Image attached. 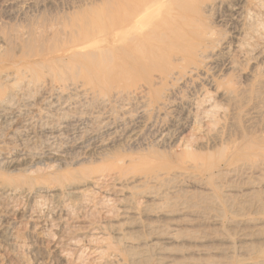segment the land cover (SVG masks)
<instances>
[{
	"label": "rangeland",
	"instance_id": "obj_1",
	"mask_svg": "<svg viewBox=\"0 0 264 264\" xmlns=\"http://www.w3.org/2000/svg\"><path fill=\"white\" fill-rule=\"evenodd\" d=\"M156 1L0 0V264L264 261L260 171L225 170L209 188L138 184L120 215L111 164L216 153L200 144L223 127L264 143V0H163L138 16ZM154 32L150 61L124 62L145 45L99 53L111 69L98 57L95 85L60 57L76 40ZM86 173L96 184L71 195Z\"/></svg>",
	"mask_w": 264,
	"mask_h": 264
},
{
	"label": "bare ground",
	"instance_id": "obj_2",
	"mask_svg": "<svg viewBox=\"0 0 264 264\" xmlns=\"http://www.w3.org/2000/svg\"><path fill=\"white\" fill-rule=\"evenodd\" d=\"M162 1L163 0H157V3H153L151 5H146L147 3L144 5H137L139 7L138 16H149L155 14L156 10H153V8L160 5ZM168 2L170 3L171 0H168ZM139 21V25L129 26L128 31L136 29L143 30L141 20ZM159 28L160 27H158L156 31H160ZM160 37L161 34L154 32L150 36L141 34L140 36H133L131 38L120 37L118 39L117 35H111L110 37L101 38L97 41L86 39L81 42L76 40L62 50L60 57L73 60V63H66L68 67L75 68V66H77L81 68L80 75H82L88 83H93L95 85L96 82L94 81L96 75L93 73L95 60H98L99 57V61L102 66L106 70L110 71L111 69L110 64L105 58L103 62L101 61L99 53L105 52L111 45L118 42H122L124 45L128 46L129 50L143 48L144 45L149 47L148 51L144 54L134 53L132 56L126 57L124 62H126L128 67L129 64H135V62L141 60L150 61L153 55L157 52V50L153 49L152 46L160 42ZM124 73L128 72L124 71ZM75 90L79 91V93H83L82 89L79 87H76ZM223 128L214 130L213 133L209 135L210 137L208 138L207 143L200 144L203 147L220 145L221 149L216 153L199 154L192 152L187 154L186 158L173 163L161 158L148 157L149 155L144 157V155L143 157L140 156L141 158L139 157V159L131 161L128 168L120 166L118 163L121 162H116L108 166V170L117 168L122 175L121 178H116V174H106V177H108V179L110 178V182H115V186L117 187L116 192L121 193L128 199V202L123 206V212L120 213L121 217H129L133 215V213L128 212L127 209L134 211L132 207L133 201H129V199H131L134 195L132 188L138 184L141 186H149L148 184H173V186L178 187L196 180L204 187L209 188L213 180L220 176V174H223L225 170H228V174H235L239 170L260 171L264 173V143H252L253 141L246 140H243L242 143H237L236 140H232L230 136H227L224 133ZM236 160L237 162H234ZM223 165L225 166L223 167ZM88 176L89 173L82 175V179L74 183H70L65 189L69 191L71 195H78L75 189L78 191V187L81 188V185L86 187L96 184V180H93ZM73 178L76 179V177ZM77 183H80L81 185ZM111 229H113V227H111ZM114 230L118 236L121 235L122 237L120 229ZM251 264H264V261L261 263Z\"/></svg>",
	"mask_w": 264,
	"mask_h": 264
}]
</instances>
